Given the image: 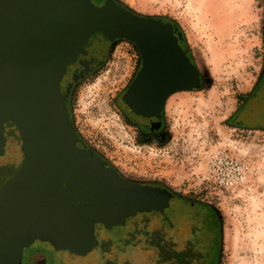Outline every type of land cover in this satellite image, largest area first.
Instances as JSON below:
<instances>
[{
	"label": "water",
	"instance_id": "obj_1",
	"mask_svg": "<svg viewBox=\"0 0 264 264\" xmlns=\"http://www.w3.org/2000/svg\"><path fill=\"white\" fill-rule=\"evenodd\" d=\"M97 33L140 54L122 97L130 111L157 116L173 93L201 88L185 39L182 49L169 23L115 0H0V157L10 145L20 164L0 182V264H23L35 248L55 251L62 264H116L103 256L96 224L125 228L153 212L177 225L188 216L166 187L129 181L77 146L59 82ZM6 122L19 144L5 137Z\"/></svg>",
	"mask_w": 264,
	"mask_h": 264
},
{
	"label": "rangeland",
	"instance_id": "obj_2",
	"mask_svg": "<svg viewBox=\"0 0 264 264\" xmlns=\"http://www.w3.org/2000/svg\"><path fill=\"white\" fill-rule=\"evenodd\" d=\"M117 1L139 14L178 23L201 74V88L169 99L171 136L166 143L141 145L134 128L114 107V96L128 78L126 68L134 66L127 61L137 50L122 40L113 48L110 71L82 93L81 135L126 178L159 183L182 197L213 206L222 226L220 264H264V128L236 127L233 122L240 101L264 78V0ZM16 160L9 145L0 157V182L18 169ZM148 218L149 231L162 236L173 233L153 212L138 214L133 224ZM131 232L129 227L94 226L109 260L156 264L154 248L141 236L133 242ZM107 241L115 246L113 251ZM39 253L34 264H43L45 254ZM54 262L62 264L56 254Z\"/></svg>",
	"mask_w": 264,
	"mask_h": 264
},
{
	"label": "flooded vegetation",
	"instance_id": "obj_3",
	"mask_svg": "<svg viewBox=\"0 0 264 264\" xmlns=\"http://www.w3.org/2000/svg\"><path fill=\"white\" fill-rule=\"evenodd\" d=\"M115 1L119 3L117 0ZM94 2L96 5H98L100 0H94ZM121 5L126 7L123 4ZM139 15L144 17H155L164 23L171 24L174 29H176L178 43L182 49H185L183 40L181 41L179 39V37L185 39V36L183 35L180 26L175 20L154 15ZM117 42H122V40L108 41L100 34H94L83 46L84 53L77 55L74 61L66 65L64 75L59 82L60 92L64 98L69 113L70 124L78 137L77 146L86 150L93 151L87 141L84 140L80 130L83 120L80 109L82 93L86 88H89L88 84H94V82L100 80L104 73L107 74L110 71V67L113 66V61H111L110 58L113 57V48ZM184 43L186 45V40H184ZM127 62L129 65L133 63L134 66L132 68L127 66L126 68L127 70L125 77L128 78L118 94L114 96V107L117 108L118 112H120L122 118L127 121L132 126V128H134L138 143L141 145L152 146L155 144H164L171 136L170 131L167 128V117L169 115L167 114L166 107L169 99L173 95L180 92L173 93L167 98V100L164 102V106L159 111L157 116L148 117L144 114L142 115L140 113H134L130 111L123 102L122 97L139 68V52L136 50L133 54V59L130 58V60ZM129 69H131V71ZM127 73L129 74L127 75ZM123 80H125V78H123ZM200 81L202 84L201 74ZM239 106V113L233 118V122L236 127H246L253 125L264 128L263 77L257 81L249 94L240 101ZM4 129V135L7 139L20 142L17 131L12 123L6 122ZM94 154L96 153L94 152ZM117 173L129 181L135 182L121 175L118 171ZM140 184H152L165 187L159 183L140 182ZM169 191L174 195V197L185 202L189 207L188 216L182 223L177 225L163 223L162 215L155 213L159 215L160 223L164 226H167L168 228H171L173 232L167 236H163L166 241L168 240L172 243L171 246H169V249L182 255L181 262H179L180 264H220L222 226L219 215L217 214L214 207L204 203L203 201H198L189 197H182L171 190ZM100 226L104 229L102 225ZM39 252H44L45 254L43 257V264H55V251L42 250L40 248H37L34 251H24L23 264H34V257L36 254H40Z\"/></svg>",
	"mask_w": 264,
	"mask_h": 264
},
{
	"label": "trees",
	"instance_id": "obj_4",
	"mask_svg": "<svg viewBox=\"0 0 264 264\" xmlns=\"http://www.w3.org/2000/svg\"><path fill=\"white\" fill-rule=\"evenodd\" d=\"M150 220L151 218H148L145 223L140 224V225H134L133 224L134 221L132 222V225H131L132 227L129 226V230H132L131 233L133 234V237H134L133 242H135L138 236H141V238H143L145 242L147 243L148 247L154 248L158 256L156 264H173V263L180 264L179 262H181L182 255L180 253H176L172 251L171 249H169V246H171L172 243L168 240L166 241L157 230L155 231L148 230V227H149L148 225L150 224L149 222ZM107 244L109 245L108 246L109 250L113 251L115 246L110 241H107ZM99 248L101 249L100 245H99ZM101 252L103 256L106 257L104 255V250L101 249Z\"/></svg>",
	"mask_w": 264,
	"mask_h": 264
}]
</instances>
